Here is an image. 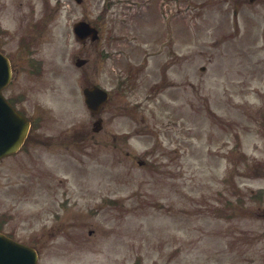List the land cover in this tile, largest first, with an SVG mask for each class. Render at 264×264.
Segmentation results:
<instances>
[{"label": "rangeland", "instance_id": "1", "mask_svg": "<svg viewBox=\"0 0 264 264\" xmlns=\"http://www.w3.org/2000/svg\"><path fill=\"white\" fill-rule=\"evenodd\" d=\"M84 1L52 0L42 26L47 3L33 0V26L22 23L21 35L36 38L30 57L15 52L13 60L32 61L37 74L18 68L7 94L21 96L35 131L0 163L3 232L34 246L39 264L263 259L264 220L254 215L264 208V0ZM24 11L0 16L12 33L1 46L16 47ZM81 20L102 26L99 43L77 40L73 26ZM164 36L165 52L148 57ZM79 58L88 63L77 67ZM131 66L147 68L127 96H112L100 115L104 131L94 135L83 89L100 83L114 91ZM159 67L166 85L149 97ZM129 131L127 146L112 147L111 135ZM225 137L239 148L227 158ZM237 195L246 205L226 217L223 199Z\"/></svg>", "mask_w": 264, "mask_h": 264}, {"label": "flooded vegetation", "instance_id": "2", "mask_svg": "<svg viewBox=\"0 0 264 264\" xmlns=\"http://www.w3.org/2000/svg\"><path fill=\"white\" fill-rule=\"evenodd\" d=\"M21 9H25L24 15H23L25 18H24V20L21 18L18 20V27H22V23L24 21V22H26V26L28 28H30L31 27L30 17L33 16L34 11L36 9V6L32 0H27L26 2H21V1L20 2H14L10 7L8 4H0V16L6 10H8L9 13L12 14L14 10H16L19 13ZM99 31H100L99 32L100 38L97 41V43H99L102 40V36H103V32H102L101 28H99ZM1 32L6 34V35H9V36L11 34V31L8 28L4 27L3 25H0V33ZM1 35L2 34H0V38L2 37ZM18 35H20V34H18ZM12 43H13V41L8 43L9 44L8 47H3L0 45V51L5 53L7 56L11 57V56H13V53L17 52L18 54H21L22 52L28 51L30 49V47L32 46V40L30 38L29 33L22 34L21 36L18 37L17 45L14 49H12V46H11ZM168 47H170L169 44H168ZM165 48H167V47H166L165 36H164L163 40L158 42L156 49L153 51H148L146 53V55L148 57L159 56L165 52ZM175 51L176 50H174V52ZM125 68H126L127 73H125L124 75H117V78H116L117 82L114 83V85H112L113 88H115L113 94H115L116 96H127L129 94L130 90L133 88V85L135 86L137 80L139 78H141V73L144 72L143 69H146L147 67L131 66V67H125ZM159 68H160V70L153 75L154 78H159V80L157 83H153V85H156V86L153 87L151 89L150 94L147 95L149 97H154L155 95L157 96V94L160 92L162 87H165V85H166V82H164V81L162 82V80L166 79L165 75H166L167 71L166 70L162 71V69L164 67H159ZM119 109L125 110L126 107L124 108V107L120 106ZM101 110H102V108H101ZM104 110L105 109L102 110V113ZM126 115L129 118L130 114L127 113ZM222 127H223V131L226 132L228 124L224 123L222 125ZM101 132H99V133H101ZM147 133H149L148 128H147ZM178 134L179 135L177 137V145L179 146V148H181V146H183L182 140H181L182 128H178ZM131 136H132V132H130V131L123 133V135H118V134L111 135L115 147H117L118 144H121V145L123 144V145L127 146V143L131 139ZM221 139H222L221 140V146H222L223 157L227 158L228 154L230 153L229 141L226 137L221 138ZM232 171H233V169H232ZM232 171L230 169L225 171V174H224L225 184L229 183L230 175H231ZM232 173H234V171ZM244 206H245L244 199H242L239 196H237L236 200L232 201L231 204H230L229 199H226V201H224V203H223V207H224L226 217L231 216L236 210H239V209L243 208ZM255 217H257L258 219L264 218V208L263 207L260 206L258 208V210L255 212ZM233 231L234 232H240L241 230L237 226H234ZM236 245H237L238 249H244L246 246V243L237 242ZM228 261H229V264H264V258L263 259L256 258V257H254V255H252V257H250V256H248V257L247 256L237 257L234 259H230Z\"/></svg>", "mask_w": 264, "mask_h": 264}, {"label": "water", "instance_id": "3", "mask_svg": "<svg viewBox=\"0 0 264 264\" xmlns=\"http://www.w3.org/2000/svg\"><path fill=\"white\" fill-rule=\"evenodd\" d=\"M75 31L81 40L88 36H91L92 40L97 38V30L84 22L79 23ZM84 64V60L77 62L78 66ZM9 79L8 61L0 55V158L16 152L29 129V123L8 105L2 95V89ZM85 96L89 108L93 111L107 100V94L97 87L86 89ZM37 260L35 250L0 234V264H37Z\"/></svg>", "mask_w": 264, "mask_h": 264}]
</instances>
